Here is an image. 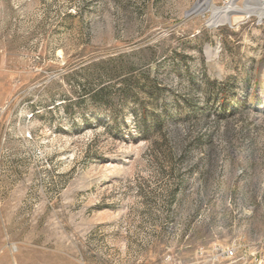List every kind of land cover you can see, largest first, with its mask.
Segmentation results:
<instances>
[{"label":"rangeland","instance_id":"rangeland-1","mask_svg":"<svg viewBox=\"0 0 264 264\" xmlns=\"http://www.w3.org/2000/svg\"><path fill=\"white\" fill-rule=\"evenodd\" d=\"M197 1L0 0V264H264V18Z\"/></svg>","mask_w":264,"mask_h":264},{"label":"bare ground","instance_id":"bare-ground-1","mask_svg":"<svg viewBox=\"0 0 264 264\" xmlns=\"http://www.w3.org/2000/svg\"><path fill=\"white\" fill-rule=\"evenodd\" d=\"M211 11L210 22L232 24L250 16H257L259 20L264 18V0H244L240 7L235 0L227 2L224 6L218 7L212 0H198L193 8L194 14L202 13V7Z\"/></svg>","mask_w":264,"mask_h":264},{"label":"built area","instance_id":"built-area-1","mask_svg":"<svg viewBox=\"0 0 264 264\" xmlns=\"http://www.w3.org/2000/svg\"><path fill=\"white\" fill-rule=\"evenodd\" d=\"M221 1H222V3L225 5L227 2H229V1H231V0H221ZM235 1H236V3H237L238 0H235ZM228 253L232 254V251H228Z\"/></svg>","mask_w":264,"mask_h":264},{"label":"water","instance_id":"water-1","mask_svg":"<svg viewBox=\"0 0 264 264\" xmlns=\"http://www.w3.org/2000/svg\"><path fill=\"white\" fill-rule=\"evenodd\" d=\"M194 13V10L192 9V10H190L188 13H187V15H189V14H193Z\"/></svg>","mask_w":264,"mask_h":264},{"label":"trees","instance_id":"trees-1","mask_svg":"<svg viewBox=\"0 0 264 264\" xmlns=\"http://www.w3.org/2000/svg\"><path fill=\"white\" fill-rule=\"evenodd\" d=\"M146 117L145 114L143 113V118Z\"/></svg>","mask_w":264,"mask_h":264}]
</instances>
